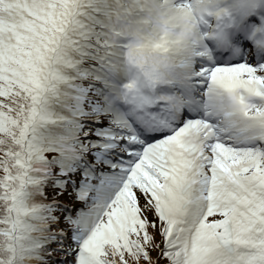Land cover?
Segmentation results:
<instances>
[{
    "label": "snow or ice",
    "instance_id": "obj_1",
    "mask_svg": "<svg viewBox=\"0 0 264 264\" xmlns=\"http://www.w3.org/2000/svg\"><path fill=\"white\" fill-rule=\"evenodd\" d=\"M0 264H264V0H0Z\"/></svg>",
    "mask_w": 264,
    "mask_h": 264
}]
</instances>
